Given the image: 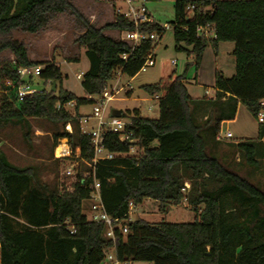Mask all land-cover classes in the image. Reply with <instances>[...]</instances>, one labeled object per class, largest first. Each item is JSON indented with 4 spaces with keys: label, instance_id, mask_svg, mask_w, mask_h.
Listing matches in <instances>:
<instances>
[{
    "label": "trees",
    "instance_id": "trees-1",
    "mask_svg": "<svg viewBox=\"0 0 264 264\" xmlns=\"http://www.w3.org/2000/svg\"><path fill=\"white\" fill-rule=\"evenodd\" d=\"M189 5L194 6L191 16ZM65 11L83 27L76 39L89 64L80 83L83 98L62 90L59 66L46 63L39 78L55 82V91L18 101L4 81L15 79L18 67L45 64L29 61L26 48L16 41L0 44V53L8 50L14 57V65L0 64V127L27 131L29 120L46 119L61 127L52 133L54 148L66 139L80 155L78 180L60 187L42 182L33 167L12 165L0 146V264H101L111 250L120 261L149 264H264V192L209 152L210 144L220 143L215 137L221 123L235 118L240 103L254 119L264 111V0H174V49L192 58L186 69L198 70L208 46L216 53L220 43H232L234 74L215 72L213 89L194 100L184 75L162 72L156 84L142 88L148 96H159L157 119L143 118L139 110L121 111L129 120L126 133L135 143L106 134L104 146L117 156L94 169L105 212L127 229L126 234L116 230L113 241L104 236L102 223L89 221L83 213L92 180L82 172L93 147L80 130L79 109L91 104L88 96H100L116 72L133 78L154 57L149 38L131 46L104 31L157 33L161 38L165 30L149 17L135 24L122 14L96 28L70 0H0V35L16 29L35 34L48 15ZM207 25L213 37H197L196 30ZM69 103L75 105L73 115L64 109ZM66 125L71 133L65 132ZM257 133L254 141L231 144L253 169H258L264 151V122L258 123ZM132 147L141 154L130 155ZM145 200L156 202L164 215L185 203L195 220L130 221V204L136 208Z\"/></svg>",
    "mask_w": 264,
    "mask_h": 264
},
{
    "label": "rangeland",
    "instance_id": "rangeland-1",
    "mask_svg": "<svg viewBox=\"0 0 264 264\" xmlns=\"http://www.w3.org/2000/svg\"><path fill=\"white\" fill-rule=\"evenodd\" d=\"M70 3L82 14L85 20L96 28L104 26L111 20L113 21L116 14L125 16L129 8H133L138 13H145L162 27L164 25L170 27L159 40L154 41V66L146 68L145 71H140L133 78L126 75L115 76L114 74L112 80L107 83L106 90L118 89L115 100L110 103L111 109L122 112L139 110L143 118L157 119L158 103L153 101L152 97L148 96L142 88L156 84L162 72H175L177 76L184 75V82L190 94L192 96L202 95L203 97L205 91L214 87L215 72H220L224 77H231L234 74L235 64L231 55L232 43H223L218 50L217 58L216 53L208 46L202 55L198 70L196 71L193 66L186 69V64L191 63L192 58L188 57L185 52H177L174 49L175 43L172 32L174 0H70ZM128 19L132 20V17L130 16ZM82 30L81 22L70 12L65 11L61 14L48 15L46 25L35 34L16 29L7 35H0V44L16 41L26 48L29 61L35 64H57L63 77L62 90L78 98H83L85 94L80 83L89 64L84 55V50L79 48L76 43V39ZM104 34L115 39L124 38L123 32L104 31ZM172 61H175V65L171 64ZM0 64L14 65V57L8 50L0 53ZM77 75H81V78L77 79ZM195 83L197 85H194ZM38 86L42 88V82H38ZM74 106V103H69L64 106V109L73 115ZM150 106L152 110L148 111ZM90 113V105L79 109L80 130L81 128L85 130L95 128V120L91 117L88 124H83L81 121ZM201 113L204 114L205 112ZM122 119L124 122L128 120L127 118ZM29 123L30 129L27 131L13 126L0 127L1 149L12 165L18 168L33 167L38 171L42 182L49 185L58 184L60 173L65 167H68L66 161H54L52 133L55 129L61 130V127L60 125H53L46 119H31ZM67 126L70 127V132ZM229 129L233 138L221 139L216 146L210 144L209 152L220 157L221 162L230 170L246 178L264 192V151L258 157V169H253L242 162L241 156L231 145L237 141H254L258 136V123L243 104H239L236 120ZM64 130L71 133V126L66 125ZM224 131L225 127L222 128V132ZM221 137L225 138V135L221 134ZM129 154L139 156L141 152L133 147ZM186 187H188L187 184ZM90 204L89 201L83 203V213L86 216H89ZM195 217V213L185 203L171 207L169 212L164 215L158 211L156 202L145 200L142 205L133 209L129 220L133 222L137 219H143L150 223L187 224L194 222ZM101 264H108V262L103 260ZM132 264L149 263L132 262Z\"/></svg>",
    "mask_w": 264,
    "mask_h": 264
},
{
    "label": "built area",
    "instance_id": "built-area-1",
    "mask_svg": "<svg viewBox=\"0 0 264 264\" xmlns=\"http://www.w3.org/2000/svg\"><path fill=\"white\" fill-rule=\"evenodd\" d=\"M186 11L189 12L191 16L194 11V6L189 5L186 8ZM132 17V21L136 24L137 22L149 21L147 16L143 13H138L133 8H129L128 12L125 14L126 18ZM170 27L168 25H164L163 29L166 31ZM197 37L209 39L213 37V28L209 25L205 27H200L196 30ZM149 38L152 41H156L160 39V35L154 33L150 36L141 34L137 31L135 32H126L124 33V38L120 39L131 46H135L140 41ZM154 61L151 59H147L140 71H145L146 68L154 66ZM172 65H175V61L171 62ZM47 66L45 65H36L29 67H18L16 68V78L11 80L7 79L4 81V84L7 88L8 92H12L14 97L18 101H22L26 97L40 94L42 91L51 90V81L44 82L39 78L42 70ZM122 75L120 72H116L115 76ZM77 79L81 78V75L76 76ZM38 82H42L43 87L40 88L38 86ZM118 89L116 90H104V92L100 96H88V99L91 100V113L89 116L81 119L83 124H88L89 118L95 120V128L90 130H85L81 128L82 134H85L91 138L92 147H93V156L90 162H85L84 165L86 169L82 172V176L84 178H90L92 180L89 188L91 189V197L89 199L90 204V212L89 216H87L88 220L94 223H102L105 226L104 236L107 239L114 240L115 231L118 230L122 234L127 233L126 227L122 226L119 220L111 218L104 210L101 198H100V185L99 182L95 178V166L102 161H108L115 158L117 155L109 152L104 146V136L108 133L116 134L117 138L120 142L129 141L130 143H135V141H130V135L126 133V126L129 124V120L124 122L122 117L114 118L109 117L110 114V103L115 100V95L117 94ZM207 94V92L205 93ZM153 101L158 103L159 96H152ZM224 100V98L222 99ZM152 107L148 108V111H151ZM107 117V120H105ZM257 123L264 122V111H260L256 114ZM68 131L70 132V127L67 126ZM231 138L230 133L225 134V138H222L220 133H218L215 137L216 141L229 140ZM133 148V147H132ZM130 149V151L132 150ZM59 149V150H58ZM54 158L56 160L69 159L66 162L68 163V167H65L63 171L60 173L58 178V185L60 187L67 186L70 183L78 180L79 174V149H76L74 152L71 151L68 142L66 139H61L58 141L56 147L54 148ZM84 182V179H81V183ZM135 209V207L130 204L128 216H130L131 212ZM104 260L108 262V264H132L131 261H120L118 260L114 253L109 251L105 254Z\"/></svg>",
    "mask_w": 264,
    "mask_h": 264
},
{
    "label": "crops",
    "instance_id": "crops-1",
    "mask_svg": "<svg viewBox=\"0 0 264 264\" xmlns=\"http://www.w3.org/2000/svg\"><path fill=\"white\" fill-rule=\"evenodd\" d=\"M145 14V13H144ZM146 15V14H145ZM147 16V15H146ZM148 17V16H147ZM151 19V18H150ZM110 22H112V20L110 21ZM111 33H113V31H111ZM113 38V37H112ZM223 43H220L219 44V46H218V50L220 49V47H221V45H222ZM206 50V49H205ZM218 50H217V52H216V58H217V55H218ZM213 51V50H212ZM194 85H197V83H195ZM187 88V87H186ZM187 91H188V88H187ZM205 93H206V91L204 92V95H205ZM188 94H189V96L192 98V99H194V100H200V99H202L203 98V96L201 95H195V96H192L191 94H190V92L188 91ZM239 106V105H238ZM237 110H238V108H237ZM236 115H237V113H236ZM236 120V116H235V118L232 120V121H223L222 123H221V129H220V135L222 134H226V133H230V135H231V138L230 139H232L233 138V135H232V132L230 131V126L234 123V121ZM223 127H225V131L224 132H222V128ZM236 143V142H235ZM89 212H90V210H89Z\"/></svg>",
    "mask_w": 264,
    "mask_h": 264
},
{
    "label": "water",
    "instance_id": "water-1",
    "mask_svg": "<svg viewBox=\"0 0 264 264\" xmlns=\"http://www.w3.org/2000/svg\"><path fill=\"white\" fill-rule=\"evenodd\" d=\"M55 87H56L55 82H51V91H52V92L55 91ZM109 117L120 118V117H121V111L112 108V109L110 110Z\"/></svg>",
    "mask_w": 264,
    "mask_h": 264
},
{
    "label": "bare ground",
    "instance_id": "bare-ground-1",
    "mask_svg": "<svg viewBox=\"0 0 264 264\" xmlns=\"http://www.w3.org/2000/svg\"><path fill=\"white\" fill-rule=\"evenodd\" d=\"M59 150V149H58Z\"/></svg>",
    "mask_w": 264,
    "mask_h": 264
}]
</instances>
